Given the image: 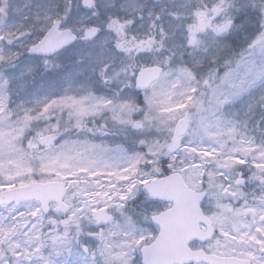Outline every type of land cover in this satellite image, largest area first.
Returning <instances> with one entry per match:
<instances>
[{"label": "snow or ice", "instance_id": "obj_1", "mask_svg": "<svg viewBox=\"0 0 264 264\" xmlns=\"http://www.w3.org/2000/svg\"><path fill=\"white\" fill-rule=\"evenodd\" d=\"M0 264H264V0H0Z\"/></svg>", "mask_w": 264, "mask_h": 264}]
</instances>
